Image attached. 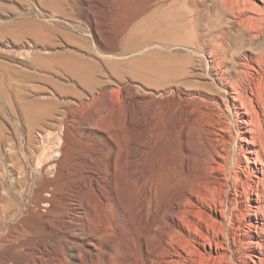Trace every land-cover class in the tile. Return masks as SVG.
<instances>
[{"label":"rangeland","instance_id":"rangeland-1","mask_svg":"<svg viewBox=\"0 0 264 264\" xmlns=\"http://www.w3.org/2000/svg\"><path fill=\"white\" fill-rule=\"evenodd\" d=\"M185 16L191 37L221 34L231 71L264 75V0H0V264H177L173 202L205 174L200 122L234 118L206 56L171 41ZM176 63L178 81L159 70ZM237 187L224 217L200 205L220 233L201 229L223 247L212 257L242 264Z\"/></svg>","mask_w":264,"mask_h":264},{"label":"bare ground","instance_id":"bare-ground-1","mask_svg":"<svg viewBox=\"0 0 264 264\" xmlns=\"http://www.w3.org/2000/svg\"><path fill=\"white\" fill-rule=\"evenodd\" d=\"M177 23H179L178 20ZM177 23L173 25L177 33H179L178 30L181 33L178 36H176L177 34L175 35V37H178L176 40L172 35L174 40L171 41H175L176 44L178 42L186 45V47L201 52V54L206 56L207 68L210 70L213 80H216V84H218L222 92V95H219L221 101L218 108L222 111L225 109V111L232 113L234 118L227 123L222 118L223 116H216V113L208 112V116L205 115L200 122L197 141L202 146V151L199 154L201 161L200 171L205 172V174L202 176L199 175L198 181L194 180L190 184H187L182 189L181 196L173 202L179 211V215L176 218H178V222L183 230L180 233V239L178 238V246L181 248L180 251L182 253L178 251L177 257L179 258L176 260V263L236 264L234 259H232L233 257L225 253H221L217 257H212L210 252L215 250L219 253L218 251L223 247L218 241L214 240L209 234L204 233L201 229V226L204 225L207 230L211 229V235L216 236L218 234L219 229L217 230V227H213L212 220L210 221V218H213L210 215L211 213L203 210L200 205H206L210 210L212 209L224 217V187L229 184V180L232 177L239 187L238 192L240 196L243 194L246 205L244 211H241V214L246 218L245 224L243 223L245 227L243 229L245 238H243L241 244L244 248L241 263L264 264V75H261V64L259 63L258 66H246L248 64L247 62V64L243 63L244 68L240 67L241 69H239L238 67V69L231 71L230 67L225 64L226 60H228V49L225 46L226 42L224 39L222 40L220 38L221 34L218 35L219 37L211 36L205 41L202 39V42L199 38L195 36L191 37L188 34L191 28L194 29V27H192V21L187 16L184 17L182 23ZM223 34L226 35V33ZM207 48H209L208 51H206ZM74 59L75 62L69 68L73 74L78 76V74H81L82 69H86V64L83 63L81 68L79 61L83 58L74 57ZM200 61H203L202 58ZM188 63L186 65H189ZM186 65L176 63L174 65H166V67L159 66V70H161V73L167 74L164 76L172 78L173 81H178L190 72ZM211 70L214 71L212 72ZM255 74L258 75L255 76ZM232 141L237 145L236 148L239 149L238 159L240 163H238V168L234 171L226 173V164L229 162V146ZM220 170L223 173L221 177H218L221 174L214 176V173H211V171L215 172ZM192 197H195V202L192 200ZM172 205L174 207V204ZM218 206L220 207L217 208ZM170 215L175 214L170 213ZM213 220L216 222L215 219ZM166 233L169 232L167 231ZM169 236L172 237V235ZM171 237H169V240ZM197 244L203 246L205 251H202Z\"/></svg>","mask_w":264,"mask_h":264}]
</instances>
